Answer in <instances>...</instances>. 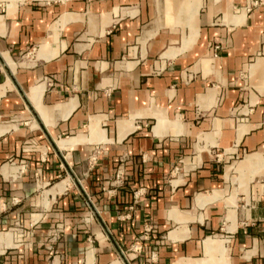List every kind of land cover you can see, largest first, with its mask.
<instances>
[{"label": "crops", "instance_id": "0c3cea01", "mask_svg": "<svg viewBox=\"0 0 264 264\" xmlns=\"http://www.w3.org/2000/svg\"><path fill=\"white\" fill-rule=\"evenodd\" d=\"M1 234L0 264H264V0H0Z\"/></svg>", "mask_w": 264, "mask_h": 264}, {"label": "rangeland", "instance_id": "374dc122", "mask_svg": "<svg viewBox=\"0 0 264 264\" xmlns=\"http://www.w3.org/2000/svg\"><path fill=\"white\" fill-rule=\"evenodd\" d=\"M29 223H30V220L21 221V222H18L12 226L14 228L13 232L18 236V238L23 237L24 233L29 228Z\"/></svg>", "mask_w": 264, "mask_h": 264}, {"label": "bare ground", "instance_id": "6f19581e", "mask_svg": "<svg viewBox=\"0 0 264 264\" xmlns=\"http://www.w3.org/2000/svg\"><path fill=\"white\" fill-rule=\"evenodd\" d=\"M9 235H5V234H1L0 235V239H5V240H8L10 239V236L8 237Z\"/></svg>", "mask_w": 264, "mask_h": 264}]
</instances>
